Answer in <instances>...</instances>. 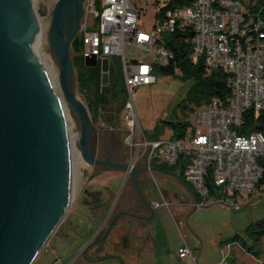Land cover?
<instances>
[{
    "label": "built area",
    "instance_id": "2783aa9c",
    "mask_svg": "<svg viewBox=\"0 0 264 264\" xmlns=\"http://www.w3.org/2000/svg\"><path fill=\"white\" fill-rule=\"evenodd\" d=\"M143 1L157 10L150 30L140 26L143 4L85 0L78 35L82 56L85 60L92 56L108 60L109 65L110 57L120 58L127 92L123 117L126 143L143 148L148 170L153 171L155 161L181 164L183 179L196 191L199 206L222 203L238 210V198L262 190L257 189V182H264V134L239 132L245 110L264 114V0ZM240 10L251 11V25L241 24ZM188 29L194 31L193 63L203 58L209 71L230 72L232 98L226 104L213 99L201 106L196 115L198 126L190 134L186 131L179 139H150L137 114L134 94L141 86L155 84L157 68L168 66L175 58L165 36ZM162 198L154 202L155 209L170 208L171 203ZM178 257L197 264V256L186 242ZM228 257L229 253L225 254L221 263L227 264ZM53 264H62L61 258Z\"/></svg>",
    "mask_w": 264,
    "mask_h": 264
},
{
    "label": "rangeland",
    "instance_id": "374dc122",
    "mask_svg": "<svg viewBox=\"0 0 264 264\" xmlns=\"http://www.w3.org/2000/svg\"><path fill=\"white\" fill-rule=\"evenodd\" d=\"M133 1L138 6L141 4L145 6L141 14L140 26L150 30L156 22V8L147 6L143 0ZM57 2L58 0H35L34 2L33 10L41 29V40L36 52L43 67L52 68L56 77V89H54L66 105V113H64L70 137L75 179L74 193L65 217L33 264H53L57 257L61 258L62 264H123L119 257H114V254L120 251L121 246L120 243L118 245L116 243L119 233L114 228L99 250L100 256H110L103 257L99 261H94L89 257H78L79 251L80 254L86 252L89 243L81 248L82 239L76 234L78 233L77 223L82 229L90 227V224L93 223L101 236L118 213L126 211L145 214V209L135 190L129 171L123 168L91 165L82 157L79 144L80 120L76 112L69 109L60 86V70L51 56L49 47L48 32L52 22V12ZM126 53H129L128 49H126ZM72 55L71 50V57ZM82 59L85 63V58L82 57ZM110 62L113 77L119 72L122 73L119 57H110ZM98 65L102 70V60ZM74 79L76 95L87 106L84 97L78 91L76 70ZM195 84V79L190 75L184 77L180 73L166 75L158 72L155 84L141 86L134 94V101L142 128L148 131L153 130L158 120L167 119L176 123H188L187 133L190 134L198 126L196 115L201 107L189 99ZM123 117V100L119 99L118 103H112L104 108L97 123H93L97 134L95 158L118 163H131L135 168H138L141 188L145 198H150L148 201L151 204L153 200L160 199L161 201L162 194L165 198H169L167 200L172 202L170 208L163 205L155 209L156 223L154 227V233L159 241L164 242V248L168 253L178 252V247L184 236L189 240L192 249L195 248V245L200 249L199 255L198 252L196 253L198 255L197 264H220L228 252L230 255L226 260L227 264H247L248 262L240 251L243 248V243L249 246L254 243V236L248 227L251 223L255 224L264 219V190L258 191L252 196L246 194L240 196L238 203L241 207L238 210L228 204L197 208L194 205H188L184 210L180 209L174 205L172 200H174L175 192H179L180 189L183 191L182 187H178L177 182L170 175H163L147 169V163L142 155L143 148L139 145L130 146L126 143L128 131ZM160 126H163L162 123ZM162 130V135L157 139L172 138V131L169 128L164 127ZM155 164L162 166L160 169L164 171H170L163 169V166L167 164L160 161H155L153 166ZM161 191H168L169 195L164 192L161 194ZM121 220L130 223L131 229H135L138 224L128 217ZM236 238H238V244L228 248L227 245H231ZM260 246L264 257V237ZM231 250H236V259H231ZM147 262H149L147 264L156 263L152 259H148ZM164 262L179 264L172 259ZM160 264H163L162 261ZM190 264L195 263L191 261Z\"/></svg>",
    "mask_w": 264,
    "mask_h": 264
},
{
    "label": "water",
    "instance_id": "95a60500",
    "mask_svg": "<svg viewBox=\"0 0 264 264\" xmlns=\"http://www.w3.org/2000/svg\"><path fill=\"white\" fill-rule=\"evenodd\" d=\"M35 0H0V264H33L55 233L73 199L71 145L61 98L36 52L40 26ZM85 0H58L49 27L51 56L59 70L60 86L70 111L80 120V148L91 165L123 168L152 220L155 208L147 201L138 168L95 158L97 134L87 106L75 92L71 46L85 16ZM96 67L97 57L86 59ZM109 61H102L103 72ZM86 256V253H85Z\"/></svg>",
    "mask_w": 264,
    "mask_h": 264
},
{
    "label": "trees",
    "instance_id": "16d2710c",
    "mask_svg": "<svg viewBox=\"0 0 264 264\" xmlns=\"http://www.w3.org/2000/svg\"><path fill=\"white\" fill-rule=\"evenodd\" d=\"M264 18V16H263ZM194 31L188 29L185 33H174L165 36L166 45L175 53V58L168 66L158 67L157 73L166 75L182 74L192 76L195 81L194 91L189 98L198 106H203L213 99H218L223 103H228L232 98V74L226 70L209 71L203 58L196 63L192 61V39ZM72 60L76 70V83L78 91L84 97L87 108L91 115L93 123H97L101 117L104 108L112 103H118L119 99L123 100V107L127 98L126 87L122 73L119 72L114 77L111 63L108 66V72L105 74L100 66L88 67L82 59L83 44L80 36L72 43ZM244 123L239 128V132L250 134L261 132L264 134V114L257 115L253 110H245L243 112ZM162 123L163 126H160ZM164 127L172 131V139L181 138L189 128L188 123L174 122L167 119L157 121L153 130L147 132L150 139H157L162 135ZM176 167L181 169V178H183L184 166H163V169L174 170ZM162 168V166H161ZM125 212V211H122ZM126 218L122 216L120 219ZM250 233L254 236L253 245L243 243V248L256 258H261L263 250L261 240L264 237V219L258 221L248 227ZM238 238L231 244L238 243Z\"/></svg>",
    "mask_w": 264,
    "mask_h": 264
},
{
    "label": "crops",
    "instance_id": "0c3cea01",
    "mask_svg": "<svg viewBox=\"0 0 264 264\" xmlns=\"http://www.w3.org/2000/svg\"><path fill=\"white\" fill-rule=\"evenodd\" d=\"M161 166L159 164H155L153 166V171L161 173L163 175H170L173 180H175L178 184V187H182L183 191L181 189L179 192H175L173 195V203L174 205L178 206L180 209L184 210L186 206L188 205H194L196 208L199 207V197L194 190L192 186L187 184L183 178H181V169L179 167H176L174 170L171 171H164L160 169ZM264 189L260 190L263 191ZM165 193L166 195H169L168 191H161L162 193ZM162 197L163 194H162ZM168 198V197H167ZM166 198V199H167ZM150 198L147 197V201ZM163 199V198H162ZM161 199V201H162ZM169 199V198H168ZM160 199H157V201L153 200L152 206H154V202H161ZM172 203V202H171ZM219 205H223L222 203H218ZM215 204V205H218ZM145 209V213L147 209L143 205ZM209 207V206H205ZM126 212V211H125ZM92 222V221H90ZM123 223L122 225L120 223ZM134 222V221H133ZM138 223L136 225L135 229H131L130 223H126L122 221L120 218L117 220L115 226L113 227L116 232H118V237L116 240L117 245L120 243V251L116 252L114 254V257H119L123 264H147L148 259L155 260V264H160L162 261L163 264H166L164 261H167L169 259H172L173 261L179 263V264H190L192 260L190 259H180L178 257V252L175 254H169L167 249L164 248V242L159 241L157 235L154 233V227H155V216L152 220H150L149 223H142V222H136ZM77 235L80 236L82 239V247H84L85 244L89 243V246L86 250V256L85 253L80 254L79 251V258L80 257H89L94 261L97 260V254L95 253V249L90 247L91 241L96 237L97 234H99V231L95 229V225L93 223L90 224V227L81 228L79 223H77ZM108 230V229H107ZM105 231V233L107 232ZM105 233H103L105 235ZM103 235V236H104ZM102 236V237H103ZM118 238L121 239L120 242H118ZM90 241V242H89ZM189 243V240L183 236V240L180 243L178 250L184 243ZM238 243H234L233 245L236 246ZM232 244H228L227 247L233 246ZM80 248V250H81ZM198 249V250H197ZM195 254L198 252V255L200 253V249L197 245H195V248L193 249ZM236 250H231V259H236ZM229 253V252H228ZM242 253L245 260L248 262L247 264H264V257L262 255L261 258H256L252 254L245 251L244 248L240 251ZM196 255V256H198ZM201 255V254H200ZM230 255V254H229ZM112 257V256H111ZM225 257V256H224ZM78 258V259H79ZM78 259H76L78 261ZM224 259V258H223ZM193 262V261H192ZM222 262V261H221ZM220 262V264H221ZM197 263H198V257H197ZM196 264V263H195Z\"/></svg>",
    "mask_w": 264,
    "mask_h": 264
},
{
    "label": "bare ground",
    "instance_id": "6f19581e",
    "mask_svg": "<svg viewBox=\"0 0 264 264\" xmlns=\"http://www.w3.org/2000/svg\"><path fill=\"white\" fill-rule=\"evenodd\" d=\"M239 18H241V24H244V25H251L252 24V13L250 10H240L239 11ZM38 36L39 37H38L37 43H35V42L33 43L34 45H36V50H37V46L41 40V29H40ZM38 58H39V56H38ZM39 60H40V58H39ZM44 69H45V71H46V73H47V75L51 81L53 88L56 89V77L54 75V72L52 71V68L47 67ZM61 103L63 106V110L66 113V105L62 101H61ZM257 189H264V182H257Z\"/></svg>",
    "mask_w": 264,
    "mask_h": 264
},
{
    "label": "flooded vegetation",
    "instance_id": "af4514ba",
    "mask_svg": "<svg viewBox=\"0 0 264 264\" xmlns=\"http://www.w3.org/2000/svg\"><path fill=\"white\" fill-rule=\"evenodd\" d=\"M133 215H136V216H144V217H150L151 216V213L147 210L145 214H138V213H134V212H129ZM128 217L129 219H131L132 221L134 222H142V223H149L150 221L149 220H142V219H139V218H136V217H133V216H126ZM75 233V232H74ZM105 233V232H104ZM104 235V234H103ZM99 236V234L96 235V237L91 241L90 243V247L93 249H95V253L97 254V260H101L103 259V257H107V256H110V255H107V256H100L99 254V250L100 248L103 246V244H105L106 242V239L104 240H101L102 236ZM121 239L118 238V242H120Z\"/></svg>",
    "mask_w": 264,
    "mask_h": 264
}]
</instances>
